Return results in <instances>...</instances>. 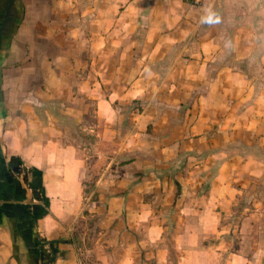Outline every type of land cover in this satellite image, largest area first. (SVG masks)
I'll list each match as a JSON object with an SVG mask.
<instances>
[{"label": "crops", "instance_id": "0c3cea01", "mask_svg": "<svg viewBox=\"0 0 264 264\" xmlns=\"http://www.w3.org/2000/svg\"><path fill=\"white\" fill-rule=\"evenodd\" d=\"M263 178L264 0H0V264H220Z\"/></svg>", "mask_w": 264, "mask_h": 264}, {"label": "rangeland", "instance_id": "374dc122", "mask_svg": "<svg viewBox=\"0 0 264 264\" xmlns=\"http://www.w3.org/2000/svg\"><path fill=\"white\" fill-rule=\"evenodd\" d=\"M70 130V136H77L83 138L84 143L93 141L92 137L89 135H77L74 132V121L67 120L65 122ZM126 128V127H125ZM176 168L184 170L185 165L184 161H176ZM99 172V167L97 168ZM98 173H96V176ZM253 187L249 193H243L239 199L236 200L231 210L232 214L223 215L222 224L224 226L232 227L229 234H226L225 241L230 243L229 249L224 250L220 258V264H228V256L231 251L239 252L244 256L243 264H264V178L259 179V181L253 183ZM178 191H181V188L178 187ZM259 207L260 211H257V215L250 216L251 220V229L252 231L247 230V232H240L238 225L247 218L248 213L252 208ZM250 209V210H249ZM249 210V211H248ZM179 233V230L169 229L165 231V240L169 247L168 255L176 258V248L173 245L172 240ZM217 235H207L204 241L206 244H212L216 242Z\"/></svg>", "mask_w": 264, "mask_h": 264}, {"label": "built area", "instance_id": "2783aa9c", "mask_svg": "<svg viewBox=\"0 0 264 264\" xmlns=\"http://www.w3.org/2000/svg\"><path fill=\"white\" fill-rule=\"evenodd\" d=\"M189 1L194 4H200L203 0H189Z\"/></svg>", "mask_w": 264, "mask_h": 264}, {"label": "trees", "instance_id": "16d2710c", "mask_svg": "<svg viewBox=\"0 0 264 264\" xmlns=\"http://www.w3.org/2000/svg\"><path fill=\"white\" fill-rule=\"evenodd\" d=\"M177 185H178V187H180L179 184H177ZM39 255L42 258L45 255V252L42 250V251H40V254ZM36 264H38V261H36Z\"/></svg>", "mask_w": 264, "mask_h": 264}, {"label": "clouds", "instance_id": "9594fccd", "mask_svg": "<svg viewBox=\"0 0 264 264\" xmlns=\"http://www.w3.org/2000/svg\"><path fill=\"white\" fill-rule=\"evenodd\" d=\"M206 20H207L208 22H211V15H210L209 17H207Z\"/></svg>", "mask_w": 264, "mask_h": 264}]
</instances>
